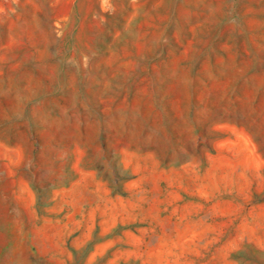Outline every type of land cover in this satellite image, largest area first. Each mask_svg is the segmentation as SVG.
Masks as SVG:
<instances>
[{"label":"rangeland","instance_id":"374dc122","mask_svg":"<svg viewBox=\"0 0 264 264\" xmlns=\"http://www.w3.org/2000/svg\"><path fill=\"white\" fill-rule=\"evenodd\" d=\"M0 264H264V0H0Z\"/></svg>","mask_w":264,"mask_h":264}]
</instances>
